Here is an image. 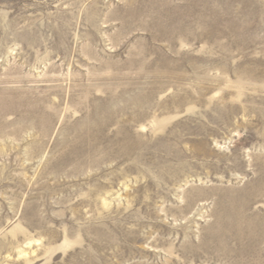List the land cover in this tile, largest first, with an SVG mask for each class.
Returning a JSON list of instances; mask_svg holds the SVG:
<instances>
[{
	"label": "rangeland",
	"instance_id": "1",
	"mask_svg": "<svg viewBox=\"0 0 264 264\" xmlns=\"http://www.w3.org/2000/svg\"><path fill=\"white\" fill-rule=\"evenodd\" d=\"M0 264H264V0H0Z\"/></svg>",
	"mask_w": 264,
	"mask_h": 264
}]
</instances>
